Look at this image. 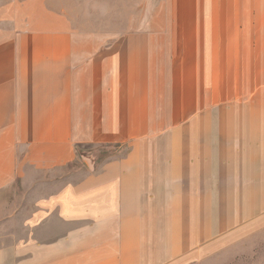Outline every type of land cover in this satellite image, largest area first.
<instances>
[{"label":"crops","instance_id":"crops-1","mask_svg":"<svg viewBox=\"0 0 264 264\" xmlns=\"http://www.w3.org/2000/svg\"><path fill=\"white\" fill-rule=\"evenodd\" d=\"M149 8L0 31V264H219L264 210V0Z\"/></svg>","mask_w":264,"mask_h":264},{"label":"rangeland","instance_id":"rangeland-1","mask_svg":"<svg viewBox=\"0 0 264 264\" xmlns=\"http://www.w3.org/2000/svg\"><path fill=\"white\" fill-rule=\"evenodd\" d=\"M158 1L0 0V31L12 26L21 15L35 19L40 3L45 2L50 9L66 12L77 27H88V31L119 32L131 27L128 23L132 19L143 20L152 15L155 10L149 6H155ZM116 152L117 148L110 146L85 145L78 148V155L94 157L97 167L103 160L116 155ZM16 191L20 197L23 190L18 186ZM257 213L259 214L253 217L249 228L238 234L220 251L219 264H264V210Z\"/></svg>","mask_w":264,"mask_h":264}]
</instances>
